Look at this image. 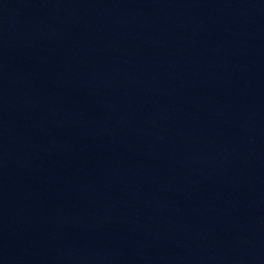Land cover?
<instances>
[{"label":"water","instance_id":"water-1","mask_svg":"<svg viewBox=\"0 0 264 264\" xmlns=\"http://www.w3.org/2000/svg\"><path fill=\"white\" fill-rule=\"evenodd\" d=\"M0 264H264V0H0Z\"/></svg>","mask_w":264,"mask_h":264}]
</instances>
